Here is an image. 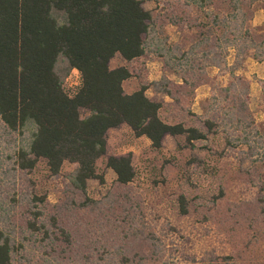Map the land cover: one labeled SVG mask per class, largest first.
<instances>
[{"label": "rangeland", "instance_id": "obj_1", "mask_svg": "<svg viewBox=\"0 0 264 264\" xmlns=\"http://www.w3.org/2000/svg\"><path fill=\"white\" fill-rule=\"evenodd\" d=\"M176 3L174 0L145 1L143 7L153 13L154 25L146 39L149 44L146 56L131 64L115 57L110 68L131 69L132 77L123 85L125 94H132L144 85L147 98L163 105L164 119L171 117V121L180 120L203 129L204 121L213 119L214 112H210L213 98L221 117L224 106L231 105L220 92L226 84L220 71L221 49L214 42L201 41L199 35L205 30L203 24L196 27L200 24L199 12L186 7L174 8L178 11L174 24L176 15L160 10L168 4L176 7ZM261 27L264 28V9L256 5L252 28ZM168 51L176 59L181 58L183 51L190 54L181 59L183 67L180 68L179 62L175 64L170 58L166 64L163 55ZM233 57L231 52L228 64L233 63ZM235 75L248 82V117L254 123L251 129L264 135V98L260 85L264 80V63L248 59ZM227 79L230 81V76ZM79 81V74L71 71L64 87L71 91ZM223 128L218 129L216 136L208 135L206 141L195 142L193 149L166 136L159 152L152 151L150 142L145 137H135L126 125L109 131L106 156L97 164L104 184L97 180L88 182L86 196L97 204L83 207L85 199L69 183L75 167L66 163L55 177L50 176L44 162L31 172L17 169L15 153L28 141L30 132L22 136L8 131L0 122V229L17 247L20 243L24 246V250L13 255L14 262L100 264V259L106 258L104 263H109L112 257L119 264L118 256L140 255L146 250L144 226L147 224L149 231L156 234H160L163 226L175 229L165 232L169 236L161 237L164 259L158 264L182 263L175 252L177 247H183L189 257L198 260L206 251L214 250L216 256L227 257L222 264H264V206L259 202L264 197L261 195L264 161H254L246 154L248 149L237 143L236 148L233 144L229 147L227 139L241 135ZM254 144L261 154L260 144ZM128 154L136 173L130 198L137 199L142 216L132 200L116 191L115 176L106 168L107 157ZM220 188L224 193L221 201L218 200ZM181 194L188 196L190 215L187 217L177 215L175 199ZM34 214H42L37 223H45L52 238L35 242L42 234L28 229ZM51 218L56 219V224ZM67 234L68 244L64 242Z\"/></svg>", "mask_w": 264, "mask_h": 264}, {"label": "trees", "instance_id": "obj_2", "mask_svg": "<svg viewBox=\"0 0 264 264\" xmlns=\"http://www.w3.org/2000/svg\"><path fill=\"white\" fill-rule=\"evenodd\" d=\"M145 1L0 0V122L10 132L22 136L30 132L28 141L15 153L16 167L31 172L44 162L50 176L55 177L64 164L74 166L69 183L76 194L85 199L83 207L97 204L87 198V184L91 180L104 184L97 164L106 156L108 132L122 125H126L135 137H145L154 152L161 151L166 136L193 149L195 142L206 141L208 135L216 136L218 129L224 127V130H235L241 135L227 139L229 147L233 144L236 148L237 143L248 149L246 154L254 161H264V135L251 129L254 123L248 117V82L235 75L248 59L264 63V28H252L254 8L259 5L264 9V0H174L176 7L173 4L160 7L176 15L174 24L178 20L176 9L179 7L199 12L201 19L196 27L203 24L205 30L199 35L201 41L214 42L221 49V67L219 64L212 66L221 69L226 84L220 92L231 105L224 106L221 117L213 98L210 106L213 119H206L203 129L184 121H171V117L164 119L161 115L163 105L147 98L144 85L132 94H125L123 85L132 77L131 69L127 66L110 68L115 57L131 64L146 56L149 49L146 39L154 25L153 13L143 7ZM179 49L177 46L176 50ZM163 52L160 51L161 55ZM231 52L233 63L228 64ZM189 54L183 51L181 58L176 59L172 51H168L163 58L166 64H169L168 58L175 60V64L179 62L177 66L181 68V59ZM61 65L64 66L62 70ZM74 70L79 73V85L68 91L64 82ZM183 82L186 84L185 79ZM260 85L264 98V80ZM164 92L171 95L169 91ZM218 120L220 123H216ZM254 143L260 144L261 154ZM255 156L261 158L255 159ZM106 168L115 176L116 191L132 200L142 216L137 199L130 198L136 179L131 154L107 157ZM219 190L218 200L221 201L224 193L223 189ZM175 200L177 215L189 216L188 196L181 194ZM259 202L264 206V197ZM33 216L28 229L42 234L35 242L52 238L45 223H37L42 214ZM51 219L56 224V219ZM144 229L147 230L143 233L146 250L140 255L118 256L119 264H158L164 259L161 237L169 236L165 232L175 229L163 226L160 234L149 231L147 224ZM65 237L64 242L68 244V234ZM22 250L23 244L17 247L0 229V264H23L13 259L15 252ZM175 252L182 258L180 264H222L228 260L216 256L214 250L206 251L199 260L189 257L183 247H177ZM105 259L98 263L103 264ZM104 264L115 262L111 257L109 263Z\"/></svg>", "mask_w": 264, "mask_h": 264}, {"label": "crops", "instance_id": "obj_3", "mask_svg": "<svg viewBox=\"0 0 264 264\" xmlns=\"http://www.w3.org/2000/svg\"><path fill=\"white\" fill-rule=\"evenodd\" d=\"M75 71V70H74ZM77 72V71H76ZM78 73V72H77ZM79 74V73H78ZM79 85V84H78Z\"/></svg>", "mask_w": 264, "mask_h": 264}]
</instances>
